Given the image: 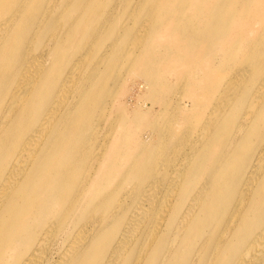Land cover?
<instances>
[{
	"label": "bare ground",
	"instance_id": "obj_1",
	"mask_svg": "<svg viewBox=\"0 0 264 264\" xmlns=\"http://www.w3.org/2000/svg\"><path fill=\"white\" fill-rule=\"evenodd\" d=\"M122 1L0 0V251L14 253L12 264H44L49 230L58 223L72 234L53 264H264V0H125L132 9L164 8L166 30L178 21L170 12L191 6V14L175 16L196 19V29L182 31V56L210 52L252 17L263 32L252 34L253 42L243 34L234 47L212 52L204 71L183 75L179 93H188L189 104L167 101L156 110L197 107L196 131L189 133L174 116L175 123L169 118L156 134L149 129L145 137L137 135L143 144L125 153L114 143V129H107L118 151L95 155L100 145L89 132H99L97 107L87 102L86 86L79 90L86 89L87 101L74 102L75 95L55 101L72 86L79 59L64 77L51 62L69 52L78 34L96 36L94 29L116 19L97 17ZM68 10L73 15L64 14ZM61 18L68 22L58 32ZM134 19L140 21L138 14ZM116 45L117 33L98 44L91 70L114 63ZM220 60L225 66H217ZM247 70L244 80L235 78ZM220 71V86L213 82L207 91L219 98L211 109L201 106L207 100L199 96L201 79L220 78ZM84 76L83 85L94 83L90 73ZM92 163L95 172L83 181ZM106 168L110 172L101 174ZM117 168L121 176L112 175ZM32 203L38 211L51 206L58 217L49 220L44 213L43 223L35 222Z\"/></svg>",
	"mask_w": 264,
	"mask_h": 264
},
{
	"label": "rangeland",
	"instance_id": "obj_2",
	"mask_svg": "<svg viewBox=\"0 0 264 264\" xmlns=\"http://www.w3.org/2000/svg\"><path fill=\"white\" fill-rule=\"evenodd\" d=\"M124 1L117 5H109L103 8V15L97 18L112 14L116 19H112L102 28L94 29L96 32L99 31L95 34L96 36L86 37L82 33L78 34L71 40L68 48L69 52L56 55L51 62V65L59 69L60 75L64 77L68 74L70 63L75 58L79 59L75 72L76 79L73 80L72 86L66 88L63 95L55 96V101L64 98L72 99L74 95L76 96L74 102L87 101L82 97V94L86 89L88 90L87 102L94 100L92 103L97 107L93 115L95 116L94 125L98 126L99 132H97L98 129L89 132V136L97 137L92 138L93 143L97 139L98 145H100L99 148L94 149L95 155L109 152L110 147L112 150L118 151V148L114 146L116 142L119 143L121 151L127 153L143 144L144 141L137 138V135L142 134L145 137V135H148L149 129H152L156 134L159 129L164 128L169 118H171V123L173 124L175 120L178 123H182L189 133L194 131V129L196 131L197 124L194 117L201 114L194 111L197 107L183 111V113L176 111L171 114H166L162 110L157 112L156 110L164 107L167 101L174 105L189 104L192 100L188 99V93H179L178 86L183 75H190L195 70L204 71L203 69L208 67L211 62L212 57L210 55L212 52L217 51L222 46L226 48L234 47L243 38V34H251L249 38L253 42L254 36L252 34L256 35L259 32V34L263 32L262 22L252 17L247 21L241 22L232 33L230 32L221 40L222 42L215 43L216 46L210 52L207 49L205 52L194 55L188 51V56L186 53L185 56H182L181 51L185 47L180 43L182 31L190 32L196 29V19L186 20L175 16L178 12L191 14V6H187L183 10L170 12L169 16L178 21L174 22V27L171 30H166L161 28L166 16L164 8L157 5L154 9H151L149 5H139L138 8L132 9ZM62 12L63 9L55 10L56 15L62 14ZM259 12L262 13L263 11ZM64 14L73 15V12L68 10ZM137 14L140 21L134 19ZM202 16H205V12L202 13ZM128 17L130 22L125 26V20ZM61 22L62 26L58 28V32L60 29L62 31L66 29L64 25L68 21L66 18H61ZM91 24L89 23L88 25ZM203 30L206 31V29ZM115 33H117V45L112 53L115 62L109 66H100L99 69L91 70L94 60L98 58L99 53L96 54L95 51L99 48L98 44H102L107 37ZM170 40L178 41L171 43ZM189 43H192L190 39ZM207 43L206 41L204 42L203 48L208 47ZM253 53H257L259 56L261 51L256 47ZM233 58L235 56L226 60ZM224 61L220 60L217 66H225ZM235 64H232V66H235ZM247 72L248 70L244 75L236 76L235 78L244 80ZM84 73H90L92 79H94V83L90 86L82 84L85 81ZM213 82L220 86L222 82L221 71L220 78H206L203 76L201 79V95L199 96L205 95L207 99L201 103V106L209 107L210 109L213 108L215 99L219 98L218 93L214 97H209L207 92L210 87H213ZM82 86H86V89L79 90V87ZM58 92V90L54 91V93ZM91 92L96 93L95 97H89ZM67 108L68 106L64 107V109ZM147 110L151 111L148 113L147 118H137L139 112ZM139 114L141 115V113ZM174 116L175 120L173 119ZM193 123L194 126H191ZM107 129H114L117 135V140L112 146L109 144L110 133L107 132ZM195 136L194 134L192 139ZM161 156L163 157L164 154ZM96 164L92 163L86 166V169L81 174L83 181H87L88 176L95 172ZM117 166L120 167L119 160L117 161ZM109 172V168H106L101 174ZM122 172L123 170L119 171L117 168V171L113 172L112 175L121 176ZM125 184L127 182H124ZM78 203L82 204L83 211L87 210V207L82 202ZM52 212L54 210L51 209V206H48L47 209L43 207L41 211H38L37 205L32 203L31 214L35 222L42 220L44 213L48 214L47 219L55 220L58 216ZM35 230L40 233L42 228L37 227ZM49 231L50 234L47 239L48 255L44 260V264H53L58 260L61 252L68 246V238L72 234L70 230L61 227L58 223H55ZM14 260L13 252L0 251V264H12Z\"/></svg>",
	"mask_w": 264,
	"mask_h": 264
}]
</instances>
